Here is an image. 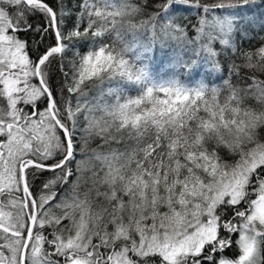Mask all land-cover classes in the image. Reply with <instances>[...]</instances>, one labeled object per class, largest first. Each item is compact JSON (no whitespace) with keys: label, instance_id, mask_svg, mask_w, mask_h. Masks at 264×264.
Here are the masks:
<instances>
[{"label":"snow or ice","instance_id":"6c2138e0","mask_svg":"<svg viewBox=\"0 0 264 264\" xmlns=\"http://www.w3.org/2000/svg\"><path fill=\"white\" fill-rule=\"evenodd\" d=\"M0 264H264V0H0Z\"/></svg>","mask_w":264,"mask_h":264},{"label":"trees","instance_id":"16d2710c","mask_svg":"<svg viewBox=\"0 0 264 264\" xmlns=\"http://www.w3.org/2000/svg\"><path fill=\"white\" fill-rule=\"evenodd\" d=\"M161 59H163V57L161 56Z\"/></svg>","mask_w":264,"mask_h":264},{"label":"rangeland","instance_id":"374dc122","mask_svg":"<svg viewBox=\"0 0 264 264\" xmlns=\"http://www.w3.org/2000/svg\"><path fill=\"white\" fill-rule=\"evenodd\" d=\"M231 253H229V255H230Z\"/></svg>","mask_w":264,"mask_h":264}]
</instances>
